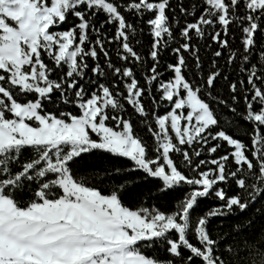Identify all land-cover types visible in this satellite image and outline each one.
<instances>
[{
  "label": "snow or ice",
  "instance_id": "snow-or-ice-1",
  "mask_svg": "<svg viewBox=\"0 0 264 264\" xmlns=\"http://www.w3.org/2000/svg\"><path fill=\"white\" fill-rule=\"evenodd\" d=\"M0 264H264V0H0Z\"/></svg>",
  "mask_w": 264,
  "mask_h": 264
},
{
  "label": "trees",
  "instance_id": "trees-1",
  "mask_svg": "<svg viewBox=\"0 0 264 264\" xmlns=\"http://www.w3.org/2000/svg\"><path fill=\"white\" fill-rule=\"evenodd\" d=\"M149 139V143H151V139L150 137ZM27 155V153H26ZM136 176H139L140 174H134ZM156 181H151V182H141L138 185H136V187L134 188L133 191L129 192L128 195L124 198V202L130 206H135L136 202L138 201L139 197L141 194H147L149 192V190L154 189L155 185H156ZM176 195H182V194H173L170 193L167 196H160L159 198L152 200L149 199L147 195L144 196V199L146 201V203L149 204H156L159 207H161L162 210H166L168 208H171L172 206V200L176 197ZM211 204L210 201H202L201 205H200V209H198V211H203L206 207H209ZM219 226V221H217V224H214L213 227H218ZM226 231L227 230V223L224 225V227L221 229Z\"/></svg>",
  "mask_w": 264,
  "mask_h": 264
}]
</instances>
